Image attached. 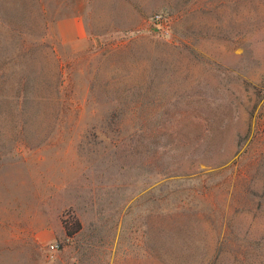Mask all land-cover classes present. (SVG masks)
I'll return each mask as SVG.
<instances>
[{"label":"rangeland","instance_id":"374dc122","mask_svg":"<svg viewBox=\"0 0 264 264\" xmlns=\"http://www.w3.org/2000/svg\"><path fill=\"white\" fill-rule=\"evenodd\" d=\"M0 264H264V0H0Z\"/></svg>","mask_w":264,"mask_h":264},{"label":"crops","instance_id":"0c3cea01","mask_svg":"<svg viewBox=\"0 0 264 264\" xmlns=\"http://www.w3.org/2000/svg\"><path fill=\"white\" fill-rule=\"evenodd\" d=\"M58 35L63 42L74 43L87 34V27L80 16L66 17L57 23Z\"/></svg>","mask_w":264,"mask_h":264},{"label":"built area","instance_id":"2783aa9c","mask_svg":"<svg viewBox=\"0 0 264 264\" xmlns=\"http://www.w3.org/2000/svg\"><path fill=\"white\" fill-rule=\"evenodd\" d=\"M152 20L160 33L162 34L169 33L170 30L169 17L165 13L159 12L154 14ZM56 248H57V244L50 245L51 250H55Z\"/></svg>","mask_w":264,"mask_h":264},{"label":"trees","instance_id":"16d2710c","mask_svg":"<svg viewBox=\"0 0 264 264\" xmlns=\"http://www.w3.org/2000/svg\"><path fill=\"white\" fill-rule=\"evenodd\" d=\"M63 225L66 235L71 238L75 237L82 229V224L75 215H69V219L64 220Z\"/></svg>","mask_w":264,"mask_h":264}]
</instances>
